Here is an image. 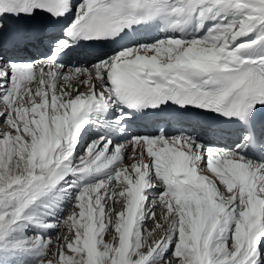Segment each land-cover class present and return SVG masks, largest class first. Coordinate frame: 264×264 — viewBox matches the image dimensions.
<instances>
[{"label":"snow or ice","instance_id":"1","mask_svg":"<svg viewBox=\"0 0 264 264\" xmlns=\"http://www.w3.org/2000/svg\"><path fill=\"white\" fill-rule=\"evenodd\" d=\"M0 264H264V0H0Z\"/></svg>","mask_w":264,"mask_h":264}]
</instances>
